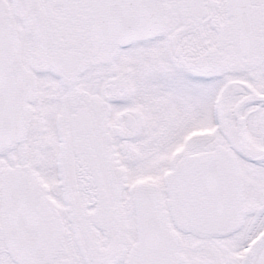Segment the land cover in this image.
<instances>
[{
	"label": "snow or ice",
	"instance_id": "obj_1",
	"mask_svg": "<svg viewBox=\"0 0 264 264\" xmlns=\"http://www.w3.org/2000/svg\"><path fill=\"white\" fill-rule=\"evenodd\" d=\"M0 264H264V0H0Z\"/></svg>",
	"mask_w": 264,
	"mask_h": 264
}]
</instances>
